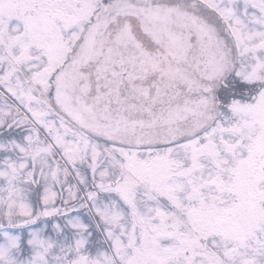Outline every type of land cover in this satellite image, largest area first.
Listing matches in <instances>:
<instances>
[{"label":"snow or ice","instance_id":"obj_1","mask_svg":"<svg viewBox=\"0 0 264 264\" xmlns=\"http://www.w3.org/2000/svg\"><path fill=\"white\" fill-rule=\"evenodd\" d=\"M0 264H264V0H0Z\"/></svg>","mask_w":264,"mask_h":264}]
</instances>
